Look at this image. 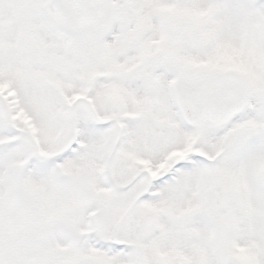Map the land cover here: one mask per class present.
<instances>
[{
	"label": "snow or ice",
	"instance_id": "6c2138e0",
	"mask_svg": "<svg viewBox=\"0 0 264 264\" xmlns=\"http://www.w3.org/2000/svg\"><path fill=\"white\" fill-rule=\"evenodd\" d=\"M0 264H264V0H0Z\"/></svg>",
	"mask_w": 264,
	"mask_h": 264
}]
</instances>
